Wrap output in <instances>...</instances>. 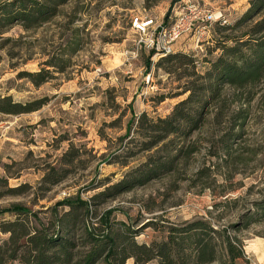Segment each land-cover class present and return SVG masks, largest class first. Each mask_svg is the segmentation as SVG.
Masks as SVG:
<instances>
[{"label": "rangeland", "instance_id": "rangeland-1", "mask_svg": "<svg viewBox=\"0 0 264 264\" xmlns=\"http://www.w3.org/2000/svg\"><path fill=\"white\" fill-rule=\"evenodd\" d=\"M194 1L218 24L200 43L201 51L190 39L176 45L191 56L198 52L193 67L159 68L156 58L148 68L150 54H134L130 20L165 21L178 10L176 0H68L40 26L0 27V98L22 104L46 99L34 112L0 113V178L6 179L0 182V221L13 219L3 211L19 204L31 227L57 229L67 204L80 201L88 209L82 211L86 227L134 229L138 243L150 244L171 226L204 220L241 242L245 259L236 264H264V77L241 89L222 87L195 130L144 147L163 135L152 132L148 121L165 119L189 96L199 97L196 89L206 85L203 78L222 54V41L264 19L262 12L239 29H227L251 0ZM28 75L46 82L35 85ZM171 157L170 170L158 178L98 199L130 170ZM59 175L64 176L57 184L45 181ZM7 237L0 231V246Z\"/></svg>", "mask_w": 264, "mask_h": 264}, {"label": "trees", "instance_id": "trees-1", "mask_svg": "<svg viewBox=\"0 0 264 264\" xmlns=\"http://www.w3.org/2000/svg\"><path fill=\"white\" fill-rule=\"evenodd\" d=\"M67 1L0 0V27L16 23L25 29L40 26L56 16L58 8ZM250 5L249 10L227 29H239L253 16L264 12V0H251ZM220 49L222 54L211 62L203 78L206 85L196 89L200 91L199 97L195 99L191 95L169 117L146 123L152 132H161L163 135L152 137L153 140L145 144V150L167 135L183 136L195 130L202 122L203 109L209 99L220 96L222 87L241 89L256 84L264 77V19L243 35L225 38ZM150 61L151 54L145 62L148 68ZM157 61V66L165 69L170 66H194L190 54L177 50ZM28 76L33 77L35 85L46 82V78L42 79L39 75ZM45 102L46 99L42 98L22 104L7 96L0 98V113L18 115L34 112ZM191 103L197 104V107L182 109ZM141 118L144 128L143 123L147 119L143 114ZM187 127L188 132L185 131ZM70 156L73 158L75 154ZM173 161L174 157L163 162L150 159L130 170L125 178L97 197L102 199L143 186L164 174L161 172H168ZM63 176L59 175L54 181H51L53 177L48 176L45 181L50 185L57 184ZM0 182L5 183L6 179L0 178ZM23 188L10 189L9 192L19 193ZM67 206L68 210L63 211L54 224L57 229L31 227L28 211L19 204L5 209L3 212L12 213L13 219L0 221V231L8 235L0 246V264H126L130 259L133 264H150L153 261L157 264H236L245 259L238 239L228 234L226 229H216L204 220L179 227L171 226L162 240L146 244L136 241L139 231L134 229L114 230L110 226L101 230L90 229L85 226L83 219L84 212L88 213L86 204L76 201ZM260 210L264 213V206ZM82 225L84 229H81Z\"/></svg>", "mask_w": 264, "mask_h": 264}, {"label": "built area", "instance_id": "built-area-1", "mask_svg": "<svg viewBox=\"0 0 264 264\" xmlns=\"http://www.w3.org/2000/svg\"><path fill=\"white\" fill-rule=\"evenodd\" d=\"M175 6L178 10H174L165 21L138 16L130 20V28L136 35L134 54L143 50L155 60L175 51L176 45L185 39L194 41L195 47L201 51L200 43L209 38L211 27L218 24L216 17L200 9L194 0H176ZM194 53L192 56L196 58L198 52Z\"/></svg>", "mask_w": 264, "mask_h": 264}]
</instances>
